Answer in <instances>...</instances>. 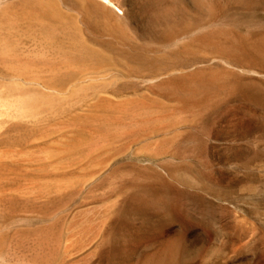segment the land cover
I'll list each match as a JSON object with an SVG mask.
<instances>
[{
	"label": "rangeland",
	"instance_id": "rangeland-1",
	"mask_svg": "<svg viewBox=\"0 0 264 264\" xmlns=\"http://www.w3.org/2000/svg\"><path fill=\"white\" fill-rule=\"evenodd\" d=\"M0 264H264V0H0Z\"/></svg>",
	"mask_w": 264,
	"mask_h": 264
},
{
	"label": "bare ground",
	"instance_id": "bare-ground-1",
	"mask_svg": "<svg viewBox=\"0 0 264 264\" xmlns=\"http://www.w3.org/2000/svg\"><path fill=\"white\" fill-rule=\"evenodd\" d=\"M106 2L108 1V0H105Z\"/></svg>",
	"mask_w": 264,
	"mask_h": 264
}]
</instances>
